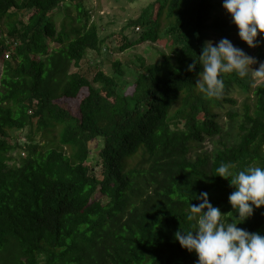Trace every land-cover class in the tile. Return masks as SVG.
<instances>
[{"label":"trees","instance_id":"1","mask_svg":"<svg viewBox=\"0 0 264 264\" xmlns=\"http://www.w3.org/2000/svg\"><path fill=\"white\" fill-rule=\"evenodd\" d=\"M74 2L76 16L57 29L49 15L64 0H0V264H195L174 233L188 230L200 192L223 222L235 221L233 187L215 170L264 167V84L225 73L219 98L200 93L202 66L188 65L211 31L223 34L215 0H155L127 23L141 26L138 37L113 35L120 50L160 40L169 50L141 58L128 91L102 70L91 79L71 71L103 41L83 0ZM234 87L246 93L242 118L226 107ZM24 128V155L10 164ZM217 135L218 147L197 151ZM97 139L100 174L87 163ZM237 227L264 235V205Z\"/></svg>","mask_w":264,"mask_h":264},{"label":"clouds","instance_id":"2","mask_svg":"<svg viewBox=\"0 0 264 264\" xmlns=\"http://www.w3.org/2000/svg\"><path fill=\"white\" fill-rule=\"evenodd\" d=\"M222 7L230 14L238 37L249 47L264 41V0H222ZM255 62L254 57L222 37L215 44L206 41L198 60L189 64L188 69L201 65L195 84L206 97L219 98L225 73L249 78L257 86L264 84V61L253 69L251 65ZM231 167L229 163H221L215 174L228 178L233 187L228 202L236 213L235 221L223 222L219 207L208 201L207 192H200L194 196L200 203L189 204L185 217L190 222L188 230L174 233L181 247L195 252V264H264V235L237 227L252 215L254 208L264 205V167L249 166L235 174Z\"/></svg>","mask_w":264,"mask_h":264},{"label":"rangeland","instance_id":"3","mask_svg":"<svg viewBox=\"0 0 264 264\" xmlns=\"http://www.w3.org/2000/svg\"><path fill=\"white\" fill-rule=\"evenodd\" d=\"M154 1L155 0H83L84 6L87 10L90 11L89 23L94 22L96 24L99 37L102 38L103 41L101 43L99 51L88 50L84 59L80 61L79 66L72 67L70 70H79V72L87 75L90 79L94 76L96 71L102 70L107 75L113 76L122 90H130L129 87H126L128 84L133 82V72H135V69H137L140 63V59L142 58L146 63L157 61L161 57V50H169L165 46V42L163 40L152 44L150 42H140L137 44H133L128 48L120 50V48L118 47L119 45L113 38V35L118 33L119 31H123V33L126 34L129 33V29H131L132 33H129L131 34L129 36H131V38L138 37L142 30L141 26L139 29H136V26L131 27L130 25H127V23L139 16L144 7ZM215 2L216 9L213 12V16H216V20L218 21V23H220L221 21L223 25V34L220 35L221 33L217 30L211 31L207 41L211 40L213 44H215L222 37L228 38L234 46L241 48L247 55L255 58L256 62L252 64L251 67L253 69L257 68L259 66V63L262 61L259 58L258 52L264 54V41H262L255 47L242 48L238 46L237 41L240 38L237 35L236 26L231 23L230 14H228L222 7V0H215ZM19 12L20 16L25 15V11ZM66 13H69L71 16H76L77 9L75 8L74 0H64V3L60 5L57 10L50 13V19H54L57 29L60 28V23L62 22V20H67L68 17H65ZM3 23L4 22L2 20L1 27L5 28V25ZM257 39H260V37L258 36ZM115 61L121 62V67L124 71L123 74H118L114 69L113 62ZM245 95L246 93L241 92L237 87H234L230 91L229 96L235 99L236 102L234 104H226L227 109H239L240 118L243 117L242 103L246 98ZM246 101L250 104V107H253V95H251L250 98L246 99ZM213 111H218V107H214ZM224 114L221 121L225 122L228 125L229 122L227 121V117H225ZM28 132L29 128H24L19 132L18 138L13 140V143L16 145L15 147H13L10 153V155L14 158V160L9 162L10 164L16 163L18 161V158L24 155L22 150L23 147L22 149H20V147L25 145L26 135L28 134ZM42 140L43 142H45V139ZM228 140L231 141L232 138H229ZM97 142H100V140L97 139L90 142L91 151L87 163L92 167L93 172H95L96 174H100L101 164L100 159L97 156L99 150ZM220 142L221 140H219L218 135L213 138L205 137L202 143L197 144V146H199L197 151H212L220 145Z\"/></svg>","mask_w":264,"mask_h":264}]
</instances>
